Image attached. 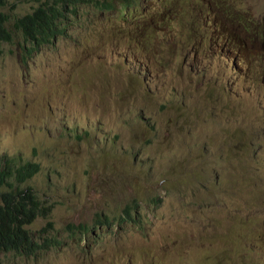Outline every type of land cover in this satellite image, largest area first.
I'll use <instances>...</instances> for the list:
<instances>
[{"label": "rangeland", "instance_id": "1", "mask_svg": "<svg viewBox=\"0 0 264 264\" xmlns=\"http://www.w3.org/2000/svg\"><path fill=\"white\" fill-rule=\"evenodd\" d=\"M81 1L26 63L0 44V163L37 166L24 186L52 212L31 229L64 243L0 264H264V237L241 240L264 223V0ZM249 11L253 63L217 27L246 31ZM132 202L140 226L119 225Z\"/></svg>", "mask_w": 264, "mask_h": 264}, {"label": "trees", "instance_id": "2", "mask_svg": "<svg viewBox=\"0 0 264 264\" xmlns=\"http://www.w3.org/2000/svg\"><path fill=\"white\" fill-rule=\"evenodd\" d=\"M124 1V7L131 3V0ZM77 2L82 1L48 0L34 7L30 13L16 18L0 12V44L13 43L15 38L22 40V63H26L33 53L64 34L63 25L69 20L71 12L77 11ZM8 3L9 0H0V8L7 7ZM99 7L100 2H97ZM36 170L37 166L30 161L15 164L12 160H6L5 167H0V256L37 257L51 250L59 251L63 247L64 243L59 237H42L43 232L31 229L38 218L52 212L50 206L24 186ZM153 200L150 202H156V199ZM140 207L138 202L129 204L122 213L119 225L130 222L138 225L141 222ZM96 225L103 226V219L96 222ZM68 229L73 239L80 236L81 240L91 231L90 227L84 229L77 225H70ZM248 237L254 241L258 239L253 230H249Z\"/></svg>", "mask_w": 264, "mask_h": 264}, {"label": "clouds", "instance_id": "3", "mask_svg": "<svg viewBox=\"0 0 264 264\" xmlns=\"http://www.w3.org/2000/svg\"><path fill=\"white\" fill-rule=\"evenodd\" d=\"M100 6L105 8L104 11H106V12L111 11V9L113 8V7H109L107 4H102V3ZM1 9H3V8H0V10ZM0 12H2V11H0ZM9 17H11V16H9ZM248 17H249V21L246 24V28H247L246 31L243 29V27H241L239 29H234L233 28L234 25L233 24L229 25L228 23H224V24L220 23L221 26L219 25L217 27H218V29H220L219 35H222V39L224 38V36H226V39L227 38L231 39L233 41V44H235V46L238 47L239 51H242V55H243L242 59L246 62L253 63V62H257L258 59L261 57V54L259 52V48H260L261 44H260V42H255V41L251 40L249 37H250V35L259 31L261 29V27H260V24L257 23L254 18H252L250 11L248 13ZM229 27H230V29H229ZM262 30L264 31V25L262 27ZM239 34L244 36V38H245L244 43H242L240 41V38H239V41L237 40V37ZM241 43L243 44V46ZM221 155H223V154H221ZM9 160H11V159H8L7 161H9ZM5 163H6V160H4L3 162L0 163V167L2 169L5 167ZM220 166L221 165H219V167H218L219 171H220ZM130 223H132V222H130ZM138 226H140V223L138 224ZM249 230H253L255 232V234L257 235L258 239L261 236L264 237V223L263 222L260 223V225L257 229L258 230V233H257L255 230V227H253L251 225L250 219L248 220L247 224L245 225L244 233H243V236L245 235V238L244 239L241 238V240H243L244 242H254V239H251L248 237ZM228 253H234V251L233 250H227L224 252V254H228ZM240 256H242L245 260L250 259V256L248 254L239 253L238 256L236 257V262L234 263L229 258V256L226 255L224 260L222 262H220V264H224L225 262H230V264H239Z\"/></svg>", "mask_w": 264, "mask_h": 264}]
</instances>
